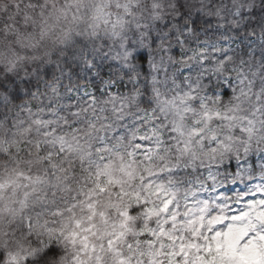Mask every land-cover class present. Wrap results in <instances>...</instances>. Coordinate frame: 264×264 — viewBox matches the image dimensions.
Segmentation results:
<instances>
[{
  "label": "clouds",
  "instance_id": "obj_1",
  "mask_svg": "<svg viewBox=\"0 0 264 264\" xmlns=\"http://www.w3.org/2000/svg\"><path fill=\"white\" fill-rule=\"evenodd\" d=\"M0 264H264V0H0Z\"/></svg>",
  "mask_w": 264,
  "mask_h": 264
}]
</instances>
